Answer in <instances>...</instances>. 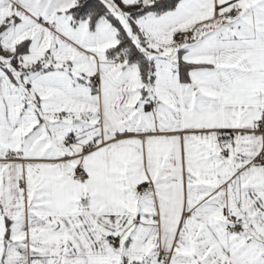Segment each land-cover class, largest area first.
<instances>
[{"label": "snow or ice", "instance_id": "snow-or-ice-1", "mask_svg": "<svg viewBox=\"0 0 264 264\" xmlns=\"http://www.w3.org/2000/svg\"><path fill=\"white\" fill-rule=\"evenodd\" d=\"M0 264H264V0H0Z\"/></svg>", "mask_w": 264, "mask_h": 264}]
</instances>
